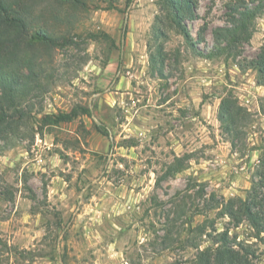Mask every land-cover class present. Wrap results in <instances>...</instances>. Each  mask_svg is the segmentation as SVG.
<instances>
[{"label": "rangeland", "instance_id": "obj_1", "mask_svg": "<svg viewBox=\"0 0 264 264\" xmlns=\"http://www.w3.org/2000/svg\"><path fill=\"white\" fill-rule=\"evenodd\" d=\"M1 2L0 264H264V0Z\"/></svg>", "mask_w": 264, "mask_h": 264}, {"label": "trees", "instance_id": "obj_2", "mask_svg": "<svg viewBox=\"0 0 264 264\" xmlns=\"http://www.w3.org/2000/svg\"><path fill=\"white\" fill-rule=\"evenodd\" d=\"M185 4H181L179 6H174L172 9L173 12V19H174V24L176 25V27L180 30V32L182 33V35L184 36L185 40L188 42V44L190 46L193 47V42L191 39V36L189 35V33L186 31V29L183 27L181 20H180V11H186L185 10ZM10 10H6L4 7H2V2L0 0V22H6L4 20V16L2 13H6L8 14ZM3 17V19H2ZM240 17H242V22L239 23V26H234L232 28H227L224 30L225 35H228L230 38L234 37L236 35L237 31H245L246 30V21L248 19H253L255 17V11H248V12H244L240 14ZM22 14L19 12H15V16L13 17V20L16 23H21V26L25 25L22 23ZM42 34H40L39 37H41L42 40L46 41V42H53V39L49 36V35H44L46 34L45 31L41 32ZM225 38V37H224ZM226 39V38H225ZM219 45H217L216 43V47L214 48V51L210 52V54H208L207 58L211 59L213 57H217L219 55H221V50L218 47ZM256 67L257 69H259L260 71H264V57L258 59V62L256 63ZM222 120L223 121H233L234 122V117H235V112H233L232 107L229 108H224L222 107ZM52 116H48L47 119L51 120ZM73 118L72 114H66V115H60L58 118V121L61 122H69L71 121ZM1 121V120H0ZM232 122V123H233ZM56 123V122H55ZM231 123V124H232ZM263 167H264V162L262 163ZM260 178L262 180H264V175H260ZM260 189L264 190V181H262L259 185ZM253 195V196H252ZM252 195L250 197H248V199L246 201H239L240 203V210L239 213L243 214L244 217L247 218L248 222L250 223L251 227L253 230H255L258 234V236H260L261 234H264V192H258L257 189H254L252 191ZM232 212H229L228 215L232 216L233 218V214H231ZM218 242H220L221 244H219V246H217L214 249H206L203 252H200L198 255V263L200 264H245L246 259L243 256L239 255V252L234 251L232 249V247H230L229 245L226 244L227 239H228V233L227 232H223V233H219L216 235ZM260 241L264 242V239L261 238ZM217 242V241H216ZM218 242L216 244H218ZM239 249L243 252V254L247 255L249 254L244 248H242V246L239 247Z\"/></svg>", "mask_w": 264, "mask_h": 264}]
</instances>
